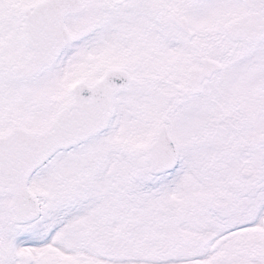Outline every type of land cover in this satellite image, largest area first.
Here are the masks:
<instances>
[{"label":"snow or ice","instance_id":"snow-or-ice-1","mask_svg":"<svg viewBox=\"0 0 264 264\" xmlns=\"http://www.w3.org/2000/svg\"><path fill=\"white\" fill-rule=\"evenodd\" d=\"M0 264H264V0H0Z\"/></svg>","mask_w":264,"mask_h":264}]
</instances>
